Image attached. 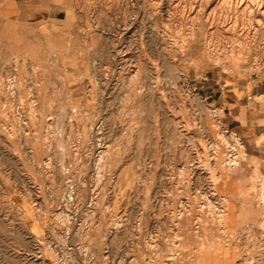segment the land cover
Returning <instances> with one entry per match:
<instances>
[{
    "label": "rangeland",
    "instance_id": "374dc122",
    "mask_svg": "<svg viewBox=\"0 0 264 264\" xmlns=\"http://www.w3.org/2000/svg\"><path fill=\"white\" fill-rule=\"evenodd\" d=\"M19 2L0 45V264H264V161L226 162L227 119L194 89L264 97V16L211 34L189 0Z\"/></svg>",
    "mask_w": 264,
    "mask_h": 264
},
{
    "label": "crops",
    "instance_id": "0c3cea01",
    "mask_svg": "<svg viewBox=\"0 0 264 264\" xmlns=\"http://www.w3.org/2000/svg\"><path fill=\"white\" fill-rule=\"evenodd\" d=\"M25 12L26 8L19 0H0V45L10 40V21L14 20L15 33ZM194 89L201 95L210 93L207 98H213V104L222 109L229 129L241 138L240 149L245 151V157L264 161V97L250 105L252 96L247 95L245 87L221 77L202 81ZM253 92L254 95L259 93L258 90Z\"/></svg>",
    "mask_w": 264,
    "mask_h": 264
},
{
    "label": "bare ground",
    "instance_id": "6f19581e",
    "mask_svg": "<svg viewBox=\"0 0 264 264\" xmlns=\"http://www.w3.org/2000/svg\"><path fill=\"white\" fill-rule=\"evenodd\" d=\"M95 0H87L89 12H93V2ZM163 1V0H160ZM177 1V0H175ZM183 0H178V2ZM185 1V0H184ZM187 1V0H186ZM133 2V1H132ZM184 3V2H183ZM175 4V3H174ZM173 4V5H174ZM187 4V3H186ZM185 4V5H186ZM183 5V4H182ZM184 5V6H185ZM157 6V5H156ZM189 16L193 20V24L196 21V28L199 26L206 27V33L213 34L214 31L220 29L221 27H235L240 22L239 13L245 14L246 11L250 10V15L254 16V23L257 24L255 19H261L264 16V0H189ZM181 7V6H180ZM183 7H181L182 9ZM182 12H185L184 8ZM233 12V13H232ZM235 13V14H234ZM96 14V13H95ZM94 14V15H95ZM141 14V13H140ZM156 16V15H155ZM181 16V15H180ZM257 16V18L255 17ZM244 17V16H243ZM247 17V16H246ZM252 17V16H251ZM93 19V18H92ZM181 19V18H180ZM248 19V18H247ZM242 20V19H241ZM181 21V20H180ZM263 21V20H262ZM89 22V21H88ZM165 22V21H164ZM192 22V21H191ZM246 22V21H245ZM264 22V21H263ZM253 23V25H254ZM261 23V22H260ZM166 24V23H165ZM186 24V23H185ZM241 25V24H240ZM248 25V24H247ZM127 26V25H126ZM180 26V25H179ZM191 26V25H190ZM243 26V25H242ZM256 26V25H255ZM166 27V25H165ZM241 27V26H240ZM259 27V26H257ZM192 28V27H190ZM195 28V27H194ZM193 28V29H194ZM252 28V27H251ZM85 29V28H84ZM234 29V28H233ZM232 29V30H233ZM247 29V28H246ZM256 29V28H255ZM192 31V29H190ZM189 30V31H190ZM221 30V29H220ZM244 30V29H243ZM126 32V30H124ZM254 32V31H253ZM123 33V32H122ZM191 33H194L192 31ZM165 34V33H164ZM210 34V35H211ZM166 37V36H165ZM164 37V38H165ZM178 38V37H177ZM207 41H212L211 36L206 38ZM234 39V38H233ZM241 39V38H240ZM170 42V41H169ZM219 44V43H218ZM173 45V44H172ZM122 46V45H121ZM170 46V45H169ZM124 47V46H123ZM216 49V48H215ZM122 52V51H121ZM120 52V53H121ZM130 52V51H129ZM122 58L124 60L128 59V53L126 49H123ZM122 59V60H123ZM128 60H126L127 62ZM142 61V60H141ZM124 62V61H123ZM140 62V61H139ZM137 76V75H136ZM134 94V93H133ZM219 134V133H218ZM224 136V135H223ZM221 137V135H220ZM218 138V137H217ZM225 138V137H224ZM222 139V138H221ZM217 141V140H216ZM220 141V140H219ZM225 142V141H224ZM104 143V142H103ZM223 143V142H222ZM220 144V143H219ZM219 146V145H217ZM226 146V145H225ZM218 148V147H216ZM107 150V149H106ZM217 151V150H216ZM102 153V152H101ZM33 154V153H32ZM105 154V153H104ZM216 154V153H215ZM104 157V156H103ZM102 157V158H103ZM216 157V155H215ZM238 159V158H237ZM194 165V163H192ZM190 167V166H189ZM194 168V167H193ZM222 175V174H221ZM226 178V177H225ZM187 179V178H186ZM228 179V177H227ZM227 181V180H226ZM225 182V181H224ZM180 188V187H179ZM227 189V188H226ZM219 191V190H218ZM220 196V195H219ZM226 199V211L231 212L234 208L235 202L233 194H226L222 196ZM206 203V202H205ZM180 204V203H179ZM209 205V204H208ZM172 206V205H171ZM164 210V209H163ZM212 211V210H211ZM64 212V211H63ZM61 214V213H60ZM163 215V214H162ZM219 215H224L223 211ZM142 217V216H141ZM198 217V216H197ZM200 217V216H199ZM221 218V217H220ZM219 218V219H220ZM157 220V219H156ZM211 220V219H210ZM55 223V222H54ZM225 224V223H224ZM204 225V224H203ZM224 226V225H223ZM245 228V227H243ZM224 229V228H223ZM78 231V230H77ZM226 233V232H225ZM170 237V236H169ZM151 238V237H150ZM156 238V237H154ZM167 238V237H166ZM147 240V239H146ZM247 240V239H246ZM166 241V240H165ZM135 242V241H134ZM209 242V241H208ZM156 244V243H155ZM215 245V243H214ZM133 246V245H132ZM158 246V245H157ZM201 247V246H200ZM238 248V247H237ZM263 249V248H262ZM151 250V249H150ZM154 251V250H153ZM208 251V250H207ZM153 253V252H152ZM95 255V254H94ZM173 256V255H172ZM260 256V255H259ZM147 258V257H146ZM170 259V257H169ZM248 259V258H247ZM248 261V260H247ZM132 262V261H131ZM130 262V263H131ZM169 264V263H168Z\"/></svg>",
    "mask_w": 264,
    "mask_h": 264
},
{
    "label": "built area",
    "instance_id": "2783aa9c",
    "mask_svg": "<svg viewBox=\"0 0 264 264\" xmlns=\"http://www.w3.org/2000/svg\"><path fill=\"white\" fill-rule=\"evenodd\" d=\"M208 77L205 76V79ZM217 118H220L218 115ZM224 128V131L227 132V135L229 136L228 143H226V150H227V160L226 162L229 163L232 166H236L237 161V155L238 151L240 150V146L242 144L241 138L238 136V134L233 133L228 126H222ZM240 140V142H239Z\"/></svg>",
    "mask_w": 264,
    "mask_h": 264
}]
</instances>
